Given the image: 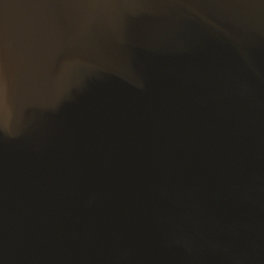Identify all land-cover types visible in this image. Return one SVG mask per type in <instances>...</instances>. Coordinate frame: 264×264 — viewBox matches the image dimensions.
<instances>
[{
	"label": "water",
	"instance_id": "obj_1",
	"mask_svg": "<svg viewBox=\"0 0 264 264\" xmlns=\"http://www.w3.org/2000/svg\"><path fill=\"white\" fill-rule=\"evenodd\" d=\"M0 264H264V0H0Z\"/></svg>",
	"mask_w": 264,
	"mask_h": 264
}]
</instances>
